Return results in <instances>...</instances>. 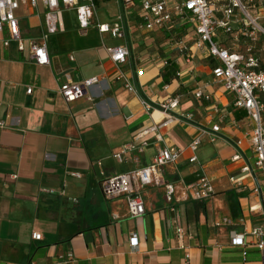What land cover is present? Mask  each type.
Returning a JSON list of instances; mask_svg holds the SVG:
<instances>
[{
	"label": "crops",
	"instance_id": "obj_1",
	"mask_svg": "<svg viewBox=\"0 0 264 264\" xmlns=\"http://www.w3.org/2000/svg\"><path fill=\"white\" fill-rule=\"evenodd\" d=\"M95 1L97 11L109 3ZM228 1L211 0L219 8ZM116 3L112 13L107 11L108 20L101 21L97 11L95 20L113 22L123 13L126 37L109 44L129 47L130 56L122 66L109 58L103 46L112 39L109 34H100L92 24L94 32L79 45L66 21L65 31L51 36L57 46L51 48L49 39L50 64L37 65L30 46L41 41L43 7H22L16 12L26 48L21 51L11 42L0 50V120L8 125L0 127V264H264V250L253 240L236 246L230 238L233 230L264 226V179L242 172L244 159H232L239 150L253 162L254 154L247 120L236 118L233 94L213 74L217 61L193 46L196 35L191 26L140 30L141 8L126 12L122 0ZM75 21L82 40L90 27L83 30ZM177 39L191 47L190 62L176 51ZM218 39L230 44L220 30ZM258 43L264 47V37ZM257 50L259 56L264 53V48ZM172 65L177 75L166 81L165 71ZM139 69L144 70L141 76ZM122 73L136 93L125 88L119 78ZM94 76L102 81L80 99L64 100L62 83ZM197 88L211 94L212 100L196 98ZM86 93L93 99H87ZM175 96L180 97L176 115L192 113L193 117L165 128V144L186 147L196 136L202 143L198 162L190 163L187 152L166 166V179L176 185L190 184L205 174L215 195L205 201H176L172 204L176 211H171L164 187L146 186V212L132 218L125 198L106 199L101 182L152 161L163 145L152 135L145 137L149 144L143 153L129 154L124 162L114 153L153 124L142 99L157 105ZM153 116L161 117L157 112ZM214 124L220 132L212 140ZM224 217L231 218L232 224L217 227ZM34 232L42 238L34 239ZM133 233L139 238L136 251L130 243Z\"/></svg>",
	"mask_w": 264,
	"mask_h": 264
},
{
	"label": "built area",
	"instance_id": "obj_2",
	"mask_svg": "<svg viewBox=\"0 0 264 264\" xmlns=\"http://www.w3.org/2000/svg\"><path fill=\"white\" fill-rule=\"evenodd\" d=\"M124 11L132 10L139 6L142 10L138 28L140 30L153 31L169 26H191L195 31L193 46L204 50L217 61L213 68V74L223 83L226 91L234 96L233 106L236 110L245 112V119L249 126V139L253 150V162L245 158L241 151H236L233 160L244 159L242 172L253 176L260 174L264 179V70L261 69L262 61L255 52V48H264L259 45L260 37H264V7L262 5L255 14L249 11L254 0H229L228 4L219 8L209 0H122ZM43 7L45 29L41 35V41L30 46V55L37 65H49L50 55L48 42L52 35L65 31V11H74L78 25L86 30L92 24L96 25L100 34H109L112 38L126 37L124 27V15L120 13L113 22H100L95 20L97 6L95 0H0V50L8 48L11 42H16L19 50L26 48L22 34L21 20L16 15L22 7L38 9ZM221 12V16H218ZM263 20V22H260ZM221 31L230 40L229 45H224L218 39V31ZM109 58L118 66L127 63L130 56L129 47L126 44L110 46L103 44ZM175 49L179 54L186 55L187 62L192 60L191 47L183 40L175 41ZM165 65H169L166 61ZM144 70L139 69L138 76L143 75ZM179 74V73H178ZM119 78L124 80V86L132 93H136V87L123 73ZM102 81L98 76L91 77L83 82L66 81L60 85V93L67 103L74 102L85 95L88 89ZM28 88V93L32 92ZM194 96L198 99L211 101L212 96L203 89L194 90ZM87 99L92 100V94L86 93ZM180 104V97H170L157 105H152L142 99L144 109L151 114L153 124L142 130L135 136V140L123 144L114 157L119 162H124L129 154L144 152L149 140L145 137L152 135L156 142L163 143L157 148L152 161L145 166L107 177L101 182V191L106 199L124 197L127 203L128 214L132 218L143 216L146 212L144 188L146 186L164 187L166 198L171 206L176 201H205L214 197L215 188L207 175H201L190 184L176 185L166 179L165 168L177 163L187 152L189 162H198V149L202 143L200 136H196L186 147H174L165 144L163 130L183 118L191 119L192 113L176 115ZM157 112L160 118L153 114ZM5 121L0 120V127L6 128ZM205 132V131H202ZM220 126L214 124L211 131V139L215 140ZM145 138V139H144ZM143 139L141 142H137ZM73 176L81 177L79 172H73ZM14 178L17 175H13ZM234 181L233 178H231ZM49 191V190H47ZM260 194L262 188L256 189ZM176 211L175 207L170 208ZM177 219H175V222ZM232 220L224 217L216 222L217 227L231 225ZM179 238H183L182 230L178 231ZM34 239L40 240L42 234L34 232ZM233 245L242 246L254 241L256 247L264 250V226H257L248 230L231 231ZM130 243L134 251L139 248V238L133 233Z\"/></svg>",
	"mask_w": 264,
	"mask_h": 264
},
{
	"label": "rangeland",
	"instance_id": "obj_3",
	"mask_svg": "<svg viewBox=\"0 0 264 264\" xmlns=\"http://www.w3.org/2000/svg\"><path fill=\"white\" fill-rule=\"evenodd\" d=\"M108 4L107 5H105V6H102V7H100V8H98V11H97V13H98V18L101 20V21H105V20H108V18H107V13L109 12V14L110 13H112V11H113V9H114V7H115V5H117V0H108ZM253 5V4H252ZM251 5V7L249 8V11L252 13V14H255L256 12H257V9L255 8V7H253ZM108 11V12H107ZM64 19H65V21H66V26H67V28L68 29H70L73 33H72V35L73 36H75L76 37V40H77V44H79V45H82V44H84L85 42H87L88 40H89V34L90 33H93L94 31H93V29H92V27L93 26H90V28H89V32H88V34L87 35H85V37L82 39V40H80L79 39V37H80V30L77 28V27H75L74 26V23L76 22L75 20V12L74 11H65L64 12ZM31 18H26V21H28L30 24H31ZM260 22H263V20H261ZM53 36V35H52ZM121 39L122 38H109L108 40H106L104 43H106V44H118V43H121ZM57 41L55 42V39H54V37H51V42H50V46H51V48H53V46H57ZM260 58H261V61L263 62V64H264V53H262V54H260Z\"/></svg>",
	"mask_w": 264,
	"mask_h": 264
},
{
	"label": "trees",
	"instance_id": "obj_4",
	"mask_svg": "<svg viewBox=\"0 0 264 264\" xmlns=\"http://www.w3.org/2000/svg\"><path fill=\"white\" fill-rule=\"evenodd\" d=\"M209 1L211 2V0H209ZM261 5H262V7H264V2L262 4H258V3H255L254 2L252 6L255 7L256 9H258ZM173 27H175V25ZM177 31H179V30H177ZM176 34H177V37H178L179 34L178 33H176ZM257 49L258 48H255V52L259 53ZM261 69L264 70V64H263V62H262ZM177 72H178V69H177V67L175 65L168 66L167 69H166V71H165V74H164L166 81H170V77H172V76H175L176 77ZM235 116H236V118L238 120L243 119L245 117V112L243 110H236L235 111Z\"/></svg>",
	"mask_w": 264,
	"mask_h": 264
}]
</instances>
